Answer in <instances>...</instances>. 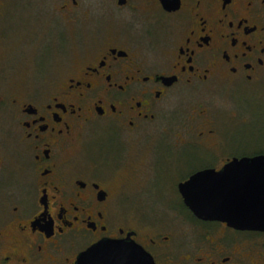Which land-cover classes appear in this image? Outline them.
<instances>
[{
	"label": "flooded vegetation",
	"instance_id": "flooded-vegetation-1",
	"mask_svg": "<svg viewBox=\"0 0 264 264\" xmlns=\"http://www.w3.org/2000/svg\"><path fill=\"white\" fill-rule=\"evenodd\" d=\"M93 1L51 0L46 18L71 30L56 40L59 63L34 62L31 78L0 92V264H77L101 241H133L155 264H264L262 249L236 237L257 232L199 219L179 193L195 172L249 156L205 147V108L201 141L179 136L153 164L137 149L174 88L264 81V0ZM80 20L86 30L73 34ZM6 36L0 24V61ZM184 147L200 165L180 176L171 155ZM169 180L168 206L203 227L193 243L142 217Z\"/></svg>",
	"mask_w": 264,
	"mask_h": 264
},
{
	"label": "rangeland",
	"instance_id": "rangeland-1",
	"mask_svg": "<svg viewBox=\"0 0 264 264\" xmlns=\"http://www.w3.org/2000/svg\"><path fill=\"white\" fill-rule=\"evenodd\" d=\"M3 1L5 5L0 24L1 29L7 34L5 38L7 42L4 44L3 57L0 61V92H7L11 85L24 83L26 79L31 78L35 65L43 64L47 71L52 70L51 65L59 63L57 55H63L60 49L63 47L56 40L61 39L62 35L66 39L71 30L59 19L49 21L46 18L45 14H49L48 4L51 0ZM85 23L86 21L80 20L74 27L73 34L77 30L79 32L86 30ZM203 108L206 110L207 118L212 119L210 128L213 129L211 136L207 137L205 147L214 143L217 146L218 143L220 145L217 152L228 150L230 154L238 156L264 152V81L256 85L197 84L195 87L174 88L160 107L157 119L150 125V131L147 133V136L150 135L149 140H144V144L138 145L137 149L142 152L150 150L144 157L153 164L154 158L161 153H166L165 158L167 157L169 147L173 145L172 143H177L179 136L195 142L201 141L198 134L201 130L202 117L199 118L196 114ZM161 127L167 128L164 139ZM159 140L165 141V146L159 144ZM193 155L194 151L189 147H184L171 155L180 162L179 172L182 174L180 176L200 165ZM164 159L160 156L158 161L163 163ZM173 183L175 186L177 181L165 182L166 190L151 197L152 202L143 208L142 217L144 221L165 230L164 232H174L177 238L193 243L203 237V227L193 222L188 223L180 210L168 206L172 198L168 191ZM162 200L166 203L164 204ZM173 202L179 204L177 197L173 196ZM184 212L187 215L186 211ZM207 229L213 232L219 230L214 225L207 226ZM226 236V239H231L233 234L228 231ZM236 237L248 240L252 246L264 252V234L240 233Z\"/></svg>",
	"mask_w": 264,
	"mask_h": 264
},
{
	"label": "water",
	"instance_id": "water-1",
	"mask_svg": "<svg viewBox=\"0 0 264 264\" xmlns=\"http://www.w3.org/2000/svg\"><path fill=\"white\" fill-rule=\"evenodd\" d=\"M185 205L202 220L264 233V154L234 157L220 170L203 169L178 184ZM77 264H155L132 242L101 241L80 254Z\"/></svg>",
	"mask_w": 264,
	"mask_h": 264
},
{
	"label": "trees",
	"instance_id": "trees-1",
	"mask_svg": "<svg viewBox=\"0 0 264 264\" xmlns=\"http://www.w3.org/2000/svg\"><path fill=\"white\" fill-rule=\"evenodd\" d=\"M264 154V152H260V154ZM253 154H250L249 156H252ZM257 234H264V233H259V232H257Z\"/></svg>",
	"mask_w": 264,
	"mask_h": 264
}]
</instances>
